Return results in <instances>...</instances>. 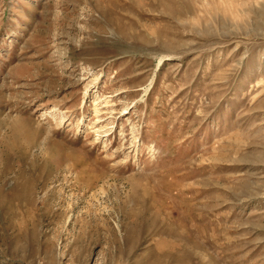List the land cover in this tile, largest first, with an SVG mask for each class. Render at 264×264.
<instances>
[{
  "label": "rangeland",
  "instance_id": "374dc122",
  "mask_svg": "<svg viewBox=\"0 0 264 264\" xmlns=\"http://www.w3.org/2000/svg\"><path fill=\"white\" fill-rule=\"evenodd\" d=\"M0 264H264V0H0Z\"/></svg>",
  "mask_w": 264,
  "mask_h": 264
}]
</instances>
